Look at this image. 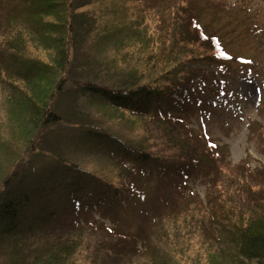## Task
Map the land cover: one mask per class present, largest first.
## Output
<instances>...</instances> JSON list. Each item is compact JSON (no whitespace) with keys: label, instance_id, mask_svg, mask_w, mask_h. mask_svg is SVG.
<instances>
[{"label":"trees","instance_id":"trees-1","mask_svg":"<svg viewBox=\"0 0 264 264\" xmlns=\"http://www.w3.org/2000/svg\"><path fill=\"white\" fill-rule=\"evenodd\" d=\"M164 2L0 0V49L19 58L0 53V239L25 251L15 264H75L91 228L106 230L97 264L264 259V168L227 171L220 146L191 126L214 112L207 95L234 59L222 31L198 16L226 11L225 2ZM94 4L106 14L85 11ZM56 124L73 133L64 148L110 164L89 171L51 148L45 138ZM199 176L204 197L192 187ZM162 218L197 235L193 254L173 253L179 263L152 238Z\"/></svg>","mask_w":264,"mask_h":264},{"label":"rangeland","instance_id":"rangeland-1","mask_svg":"<svg viewBox=\"0 0 264 264\" xmlns=\"http://www.w3.org/2000/svg\"><path fill=\"white\" fill-rule=\"evenodd\" d=\"M95 1L97 4L102 0H91V3ZM221 1L225 2L226 11L223 8L220 10L214 8L200 10L198 16L200 21L208 25L210 29L218 30V35L222 31L224 44L234 59L230 61V69L226 70L225 81L220 77L218 81L215 80L214 93L207 95L213 104L214 112L208 111L203 119L202 113H198L196 118L192 117L191 126L194 128L201 126V134H206L211 142L220 146L225 157V166H231V168L227 167V171L234 172L233 166L239 168V171L244 167L254 171L256 168H264V0H213L216 3H221ZM95 4L86 8L85 11L93 12V15L99 18L98 15L104 12L101 11V5ZM164 4L159 7L167 8L169 5L166 0ZM95 12L97 13L95 14ZM150 13L152 14H149V18L146 20L151 19L150 22L155 25L153 18L155 13L153 10ZM162 32V34L165 33V31ZM93 44L94 42L91 43L92 46H94ZM6 49L1 48L0 53L4 54V58H7L6 61L18 65L19 58L15 57L8 48ZM83 52L86 53V50L84 49ZM98 53H101L100 48ZM130 58H134L132 60L134 63L137 60L134 56H130ZM39 95L43 96L44 92L39 93ZM2 101L3 92L0 91V124L6 120ZM71 102V100H68L66 104L60 102L61 108H66L69 104L71 105ZM108 127L113 131H119L121 128L115 122L109 124ZM70 134L73 135L68 127L56 124L52 126L45 139L48 144H51V148H61L65 146L67 137L72 136ZM139 136L143 138L142 134ZM59 137H62V140L64 138V141L61 140L60 142ZM2 138L7 137L2 135ZM162 147L163 145L158 146L156 150H163ZM61 149L69 161L73 164L83 165L89 171H97L98 173L103 165L110 164L108 160H106L107 163L102 162L103 159H96L90 153L81 151V147H63ZM43 158L39 157L36 162L42 163ZM47 162L50 160L45 159L44 163ZM19 166L20 164L14 168H9V170H16ZM108 168L109 165L106 169ZM105 172L108 171L105 170ZM192 187L201 197H204L207 182L199 176ZM99 216L102 214L96 213V218H101ZM106 218L102 219V222L108 226H113L111 219ZM158 226L159 229L156 234L152 235V238L157 244H160L161 250L171 260L179 263L177 257L173 255L175 252L193 254L192 248L197 241V235L185 234L182 225L168 224L167 218H162ZM105 233L106 230L103 228H91L85 232L86 242L75 256V264H90L93 261L98 263L96 252ZM6 241V239L3 241L0 239V264H15L25 251L20 245ZM185 246L188 247L187 252L183 251ZM143 260V258H137L133 262L134 264H142ZM251 264H264V259L252 260Z\"/></svg>","mask_w":264,"mask_h":264}]
</instances>
